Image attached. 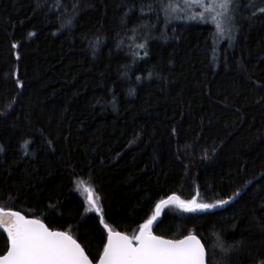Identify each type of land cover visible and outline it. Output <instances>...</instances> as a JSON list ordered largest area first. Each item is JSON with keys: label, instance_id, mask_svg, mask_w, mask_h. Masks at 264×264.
<instances>
[{"label": "trees", "instance_id": "trees-1", "mask_svg": "<svg viewBox=\"0 0 264 264\" xmlns=\"http://www.w3.org/2000/svg\"><path fill=\"white\" fill-rule=\"evenodd\" d=\"M173 2L0 0V207L97 264L107 229L85 187L129 236L170 196L233 197L166 205L152 231L197 234L208 264H264V0H234L221 35Z\"/></svg>", "mask_w": 264, "mask_h": 264}, {"label": "snow or ice", "instance_id": "snow-or-ice-1", "mask_svg": "<svg viewBox=\"0 0 264 264\" xmlns=\"http://www.w3.org/2000/svg\"><path fill=\"white\" fill-rule=\"evenodd\" d=\"M195 2L204 9L200 18L204 19L207 15L215 24L217 32L222 34L223 23H231L234 0ZM259 11L264 13V9ZM138 47L144 48L145 45L140 44ZM27 144L25 141L23 147H27ZM84 192L87 194L89 210L100 213V223L107 229V243L99 254L98 264H205V249L195 235L189 234L178 240L165 239L153 234V222L166 205L174 204L184 211L196 212L225 205L233 198L211 204L198 203L199 193L191 200L170 196L156 204L154 215L139 226L138 234L128 236L113 231L105 223L103 210L94 190L85 187ZM235 195H239V190ZM0 229L7 233L9 242L6 253L0 255V264H93L84 248L69 232L50 230L42 220L29 219L19 211H5L0 207Z\"/></svg>", "mask_w": 264, "mask_h": 264}, {"label": "rangeland", "instance_id": "rangeland-1", "mask_svg": "<svg viewBox=\"0 0 264 264\" xmlns=\"http://www.w3.org/2000/svg\"><path fill=\"white\" fill-rule=\"evenodd\" d=\"M171 8L173 9L172 14L175 13L174 16H175L176 21H180V20L181 21H196V20L203 21L205 20L215 26V24L210 20V18L207 15H205L204 19L200 18V14L202 11H204V9L202 5L199 3H196L195 0H174ZM229 25L230 24L227 21L223 23V28H224L223 33L226 31V29L229 28ZM218 34L221 35V33L219 32ZM84 195L87 199V194L84 193Z\"/></svg>", "mask_w": 264, "mask_h": 264}, {"label": "water", "instance_id": "water-1", "mask_svg": "<svg viewBox=\"0 0 264 264\" xmlns=\"http://www.w3.org/2000/svg\"><path fill=\"white\" fill-rule=\"evenodd\" d=\"M5 211H17V210H13V209H5ZM20 212V211H19ZM21 214L22 215H24V216H26L24 213H22L21 212ZM98 214H100V213H98ZM27 218H29V219H39V218H36V217H28V216H26ZM159 219V216L157 217V219L155 220V221H157ZM41 220V219H40ZM43 221V220H42ZM154 221V222H155ZM44 222V221H43ZM153 222V223H154ZM45 223V222H44ZM45 225L50 229V230H53V231H57V230H55V229H52V228H50L46 223H45ZM2 230V229H1ZM3 231V230H2ZM58 231H61V230H58ZM118 232H121V231H118ZM122 233H124V232H122ZM5 234L7 235V233L5 232ZM124 234H126V233H124ZM154 235H157V236H160V235H158V234H155V233H153ZM126 235H128V234H126ZM191 235H195L196 237H197V239L200 241V243L203 245V247H204V249H205V264H208V252H207V249H206V247H205V245H204V243L202 242V240H201V238L197 235V234H191ZM129 236V235H128ZM188 236V235H187ZM164 237V236H163ZM74 239H76L75 237H73ZM165 239H170V238H167V237H164ZM181 239H183V238H181ZM77 240V239H76ZM174 240H178V239H174ZM77 242L78 243H80L78 240H77ZM81 244V243H80ZM81 246H82V244H81ZM83 247V246H82ZM84 248V247H83ZM85 250V249H84ZM86 252V251H85ZM87 254V253H86ZM88 255V254H87ZM89 259H90V257H89ZM93 262V261H92ZM93 264H96L95 262H93ZM98 264V263H97Z\"/></svg>", "mask_w": 264, "mask_h": 264}]
</instances>
